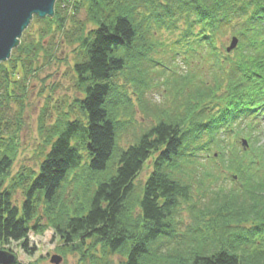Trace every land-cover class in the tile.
Wrapping results in <instances>:
<instances>
[{
  "label": "trees",
  "instance_id": "1",
  "mask_svg": "<svg viewBox=\"0 0 264 264\" xmlns=\"http://www.w3.org/2000/svg\"><path fill=\"white\" fill-rule=\"evenodd\" d=\"M140 1L57 0L53 17L32 20L41 26L38 39L30 41V27L26 29L10 59L0 65V247L22 243L27 255H35L28 238L32 231L44 230L38 214L44 201L64 246L82 254L84 263L109 264L110 255L126 253L121 264H264V146L257 147L250 136L257 130L256 115H264V0H146L158 14L139 20ZM85 5L91 28L79 23L68 32L70 19L74 22ZM146 19L156 27L146 25ZM179 23L186 30L173 44L175 55L184 48L188 63L208 62L209 78L198 65L196 75L184 78L173 68V110L161 109L157 125L122 150L111 177H97L102 181L90 197L86 190V204L74 211L56 209L69 175L82 164L79 146L92 176L105 173L113 159L123 126L118 113L110 110L119 94L114 79L149 61L150 35L162 28L177 31ZM56 32L69 44H78L82 60L73 72L81 97L69 108L81 116L71 119L63 112L64 119L46 126L45 109L39 130L45 133L48 152L37 171L22 170L8 184L24 126L29 80L40 70L36 66L41 54L52 58L54 46L45 47L42 40ZM228 32L241 43L235 60L222 55L218 46ZM242 135L253 140L250 154L236 144ZM148 162L153 171L135 214L130 209L135 181ZM222 168L232 177L220 178ZM17 189L24 194L21 207L13 202ZM196 191L202 203L200 209L192 204L194 235L175 248L174 256L160 255V248L178 236L180 206L192 201ZM90 240L93 244L86 248ZM97 247L102 251L98 257Z\"/></svg>",
  "mask_w": 264,
  "mask_h": 264
},
{
  "label": "rangeland",
  "instance_id": "2",
  "mask_svg": "<svg viewBox=\"0 0 264 264\" xmlns=\"http://www.w3.org/2000/svg\"><path fill=\"white\" fill-rule=\"evenodd\" d=\"M160 1L163 3L165 0ZM138 12L140 13L139 20H142L144 17L150 18L154 13L158 14L156 8L149 5V2L146 0L139 2ZM87 15V5H85L75 16L74 22L70 19L71 21H69L66 26L67 31H73L79 23H86L87 30L90 29L91 25L87 23ZM145 22L146 25L150 23L152 27H156L153 21L149 22L146 19ZM32 23L33 22H31L29 26L30 36H28V39H30V41L31 39H38V31L41 27L40 25ZM183 24L184 23H179V30L177 31L173 32L162 28L156 32L154 36L150 35L151 37L148 39L151 41L149 46H152V49L147 53V57L149 61L152 60L153 63L144 60L137 69H128L123 74L117 75L114 79V83L118 86L116 93L118 91L120 95H116L112 100L114 103L110 110H114L118 113V117L123 126L118 130L117 149L114 151L113 159L109 163L105 173L94 174V176H92L85 168V163H87L86 153L83 151V148L79 146V150L83 155L82 164L79 169L69 175L67 183L60 191V198L57 200L56 209L64 207L65 210L70 209L74 211L77 207L86 204L84 200L86 190L89 189L87 197H90L96 184L102 181L97 177L103 179L111 177L117 167L119 154L122 150H126L130 146L135 145L143 133L157 125L160 120L158 113L161 109L173 110V101H176L174 96V92H176L175 80L172 77V73L174 72L172 71L173 68H176L180 76L184 78L186 75H196L195 66H199L197 63L194 65L186 61L185 58L187 55L185 54V50H183L184 48L179 49L180 54H178V56L174 53L176 49L175 45H173L174 42L178 40L186 30ZM64 39L62 34L56 32L47 39L42 40L45 47L54 46L52 50L53 56L50 60H47L43 57V54H41L36 66L40 70H37L36 73L30 77L27 100L25 102L24 126L19 134L18 154L12 167L10 178L7 180L8 184L11 178L22 170L26 171V169H29L37 171L39 164L44 160V156L48 152V149L45 148L43 144L45 133L41 134L39 130V120L45 109L46 126L54 124L58 119H64L62 116L63 112L69 113L71 119L80 118L81 116V113L77 109H74L73 112L70 113L69 106L72 104L74 98L81 97L76 87L73 67L76 63L81 62L82 58L79 57L78 44H69L68 40ZM234 40L237 41L238 50L241 43L237 38L233 37L231 32L226 33L225 36H222L221 39L218 40V46L222 55H225L229 60H235V56H237L236 48H231ZM207 66L208 62L204 65L202 63L199 66L202 68V71L205 72V74H203L204 78H209ZM179 78L180 81L184 80L181 77ZM145 83H147V86H142V84ZM221 91L222 89L218 91V94H221ZM123 96L127 97L129 101H124L125 98ZM235 126L236 125H233V127ZM256 126L257 130L252 132L250 136L258 141L257 147H262L264 146V119L262 116L258 117ZM232 137H235V135ZM236 139L238 141V143H236L238 146L241 148L244 147L249 154L252 152L251 141L253 140H251L250 137L242 135V137L238 136ZM153 158L154 156L151 158V161ZM152 171L151 162L146 163L135 181L136 190L133 195L134 197L131 198L132 202L130 205L131 211L135 214H138L137 201L140 199L142 188ZM219 172V177L223 179L227 176L230 178L233 175V173L223 168ZM91 180L95 183L89 186L87 181ZM229 184L233 185L231 182H229ZM193 196L192 201L187 204L183 203L180 206V210L176 217L178 223L176 228L177 238L162 246L160 248V255L162 254L165 257L174 256L173 252L177 247H180L184 242L186 243V238L188 236L194 235L190 231L195 221L192 204L193 202L196 203V208L200 209V204L202 202H200L201 196L197 191L193 193ZM23 200V190L17 189L13 195L14 204L21 207ZM46 209L47 206L44 201H42L39 205L38 214L39 216L41 215L39 224L41 228H44L43 232L41 234H35L32 231L28 238L29 248L36 249L34 256H29L23 251L22 243L10 242L0 247V250L8 251L16 255L17 262L21 264H51V258L53 256H60L62 258L60 264H91L88 259L85 263L82 262V254L74 250L71 251L68 247L64 246V239L52 226L48 217L49 215L46 214ZM135 214L133 215L135 216ZM245 226H250V224ZM191 241L193 242L192 239ZM91 243V240L88 241L85 247L89 248V245L93 244ZM100 251L101 248L97 247L95 251L97 257L101 256ZM87 252L88 250L85 249L84 253ZM125 260L126 253H117L110 255L107 263L121 264L125 262Z\"/></svg>",
  "mask_w": 264,
  "mask_h": 264
},
{
  "label": "water",
  "instance_id": "3",
  "mask_svg": "<svg viewBox=\"0 0 264 264\" xmlns=\"http://www.w3.org/2000/svg\"><path fill=\"white\" fill-rule=\"evenodd\" d=\"M57 0H0V65L7 62L20 44L23 33L35 16L40 19L54 16ZM234 40L232 47L235 48ZM17 256L0 250V264H15ZM62 258L53 256L51 264H60Z\"/></svg>",
  "mask_w": 264,
  "mask_h": 264
}]
</instances>
